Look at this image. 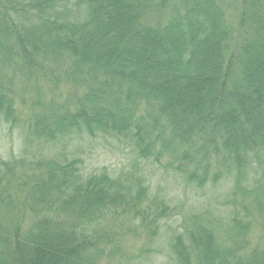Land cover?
Masks as SVG:
<instances>
[{"label":"trees","instance_id":"trees-1","mask_svg":"<svg viewBox=\"0 0 264 264\" xmlns=\"http://www.w3.org/2000/svg\"><path fill=\"white\" fill-rule=\"evenodd\" d=\"M0 118L234 176L227 226H171L165 263L264 264V0H0ZM31 155L0 160V264H121L176 215L143 178Z\"/></svg>","mask_w":264,"mask_h":264},{"label":"rangeland","instance_id":"rangeland-1","mask_svg":"<svg viewBox=\"0 0 264 264\" xmlns=\"http://www.w3.org/2000/svg\"><path fill=\"white\" fill-rule=\"evenodd\" d=\"M45 90L44 88L42 91L43 96L48 93ZM31 141L32 139L26 140L22 130H12L4 118H0V160L21 158L30 151L31 156L37 158L57 161L64 158L81 159L87 173L106 169L114 178L132 176L131 181L135 184L136 179L143 178V184L149 188L150 196L166 199L168 207L176 210L175 216L164 221L162 238L159 237L155 244L145 245L144 242L142 248L131 247L128 255L122 256L125 258L121 264H166L172 237L169 230L172 229L171 226L179 228L181 232L185 225H191L196 218L198 222L215 228L217 225L226 227L229 219L233 217L234 209L230 198L236 184L234 176L225 175L217 180L213 173V178H209L205 186L199 188L184 175L168 172L163 164L137 157L134 148L125 139L102 134L90 137L88 134L75 132L59 141L36 143L34 146L29 145ZM142 242L140 240L138 243ZM106 262L103 261L102 264ZM114 263L119 264L118 257Z\"/></svg>","mask_w":264,"mask_h":264}]
</instances>
